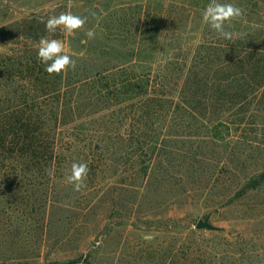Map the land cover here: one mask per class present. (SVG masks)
<instances>
[{
    "label": "rangeland",
    "instance_id": "obj_1",
    "mask_svg": "<svg viewBox=\"0 0 264 264\" xmlns=\"http://www.w3.org/2000/svg\"><path fill=\"white\" fill-rule=\"evenodd\" d=\"M140 2L146 0H0V62L19 48L6 42L20 43L16 33L33 19L65 10L88 17L77 36L96 33L84 46L64 40L65 52L99 40L129 49ZM160 2L153 9L163 21L159 54L195 43L212 0ZM215 131L225 141L201 143L202 164L157 160L139 173L136 160L115 154L79 192L66 176L44 191L0 172V264H264V179L256 190L245 186L264 173V94ZM23 191L32 196L28 203L17 198ZM43 194L48 199L38 203ZM205 218L216 228L196 227Z\"/></svg>",
    "mask_w": 264,
    "mask_h": 264
},
{
    "label": "trees",
    "instance_id": "obj_2",
    "mask_svg": "<svg viewBox=\"0 0 264 264\" xmlns=\"http://www.w3.org/2000/svg\"><path fill=\"white\" fill-rule=\"evenodd\" d=\"M228 3L243 9L225 24L231 40L204 22L195 43L167 54H159L163 21L154 11L162 2L136 3L129 49L101 40L86 50L72 47L66 53L76 67L59 75H49L37 59L41 36L82 46L85 36L60 29L48 34L45 23L33 19L16 33L20 43L6 42L19 48L0 62L2 175L46 191L65 179L72 163H87V178H95L115 154L136 160L139 173L157 160L202 164L200 144L225 141L215 129L264 94V0ZM181 140L192 145L177 148ZM263 179L264 173L255 174L245 186L256 190ZM17 193L22 202L31 200Z\"/></svg>",
    "mask_w": 264,
    "mask_h": 264
},
{
    "label": "clouds",
    "instance_id": "obj_3",
    "mask_svg": "<svg viewBox=\"0 0 264 264\" xmlns=\"http://www.w3.org/2000/svg\"><path fill=\"white\" fill-rule=\"evenodd\" d=\"M242 15L243 9L240 6L232 3H220L217 0H212L202 12V18L208 26L218 33L220 37L228 40L233 38V33L225 30L226 22L230 23ZM87 20V16H80L71 12H61L59 15L48 17L46 21L42 19L41 22L45 23V31L48 34H54L57 29H60L67 35H75L84 28ZM95 35L94 29H88L85 32L87 39H82L80 42L87 44L89 40L95 38ZM37 59L45 65V71L49 75H59L66 72L69 68L74 70L76 67V60L65 52L63 41L56 38H49L48 35L41 36L39 40ZM88 172L89 167L87 163H72L66 179L73 186L74 191L79 192L86 187L85 181ZM150 238L146 237V239Z\"/></svg>",
    "mask_w": 264,
    "mask_h": 264
},
{
    "label": "water",
    "instance_id": "obj_4",
    "mask_svg": "<svg viewBox=\"0 0 264 264\" xmlns=\"http://www.w3.org/2000/svg\"><path fill=\"white\" fill-rule=\"evenodd\" d=\"M196 227L198 228H201V227H205V228H208V229H215L216 227L213 226L212 224H210L208 222V219L205 218L204 220L203 219H199L196 223Z\"/></svg>",
    "mask_w": 264,
    "mask_h": 264
}]
</instances>
